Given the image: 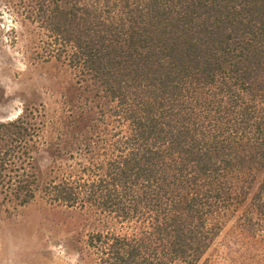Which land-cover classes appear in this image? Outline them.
I'll return each mask as SVG.
<instances>
[{"label":"trees","instance_id":"trees-1","mask_svg":"<svg viewBox=\"0 0 264 264\" xmlns=\"http://www.w3.org/2000/svg\"><path fill=\"white\" fill-rule=\"evenodd\" d=\"M10 4L39 30L35 58L65 61L100 103L64 117L46 185L44 115L0 122V209L40 196L90 215L96 264H208L237 216L264 250V0Z\"/></svg>","mask_w":264,"mask_h":264},{"label":"rangeland","instance_id":"rangeland-1","mask_svg":"<svg viewBox=\"0 0 264 264\" xmlns=\"http://www.w3.org/2000/svg\"><path fill=\"white\" fill-rule=\"evenodd\" d=\"M10 3L0 0V122L25 110L44 115L34 165L40 183L46 185L58 173L53 171L54 160L62 163L65 157L57 149L64 138V117L71 111L75 119L82 107L100 101L79 83L77 72L65 61L35 58L39 30L23 23ZM90 217L78 209L50 205L40 196L18 208L4 206L0 209V264H96L86 244L92 232ZM239 230L238 216L233 217L202 263L254 264V258L264 259V250H253Z\"/></svg>","mask_w":264,"mask_h":264}]
</instances>
